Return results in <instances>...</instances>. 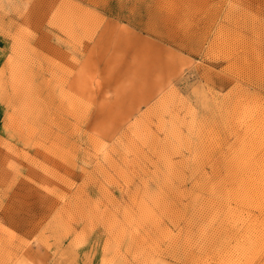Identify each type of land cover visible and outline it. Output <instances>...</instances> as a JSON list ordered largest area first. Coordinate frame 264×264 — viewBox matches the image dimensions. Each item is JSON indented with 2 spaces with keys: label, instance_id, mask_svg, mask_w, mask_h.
<instances>
[{
  "label": "rangeland",
  "instance_id": "1",
  "mask_svg": "<svg viewBox=\"0 0 264 264\" xmlns=\"http://www.w3.org/2000/svg\"><path fill=\"white\" fill-rule=\"evenodd\" d=\"M0 264H264V0H0Z\"/></svg>",
  "mask_w": 264,
  "mask_h": 264
}]
</instances>
